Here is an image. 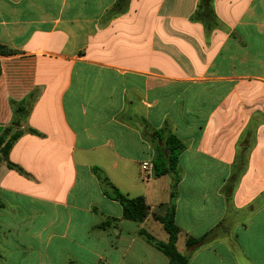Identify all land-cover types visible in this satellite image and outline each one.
<instances>
[{
  "label": "crops",
  "instance_id": "1",
  "mask_svg": "<svg viewBox=\"0 0 264 264\" xmlns=\"http://www.w3.org/2000/svg\"><path fill=\"white\" fill-rule=\"evenodd\" d=\"M198 3L0 0V135L33 97L0 163V264H168L140 232L170 204L188 264H264V0H213L210 30ZM161 131L183 151L156 178Z\"/></svg>",
  "mask_w": 264,
  "mask_h": 264
},
{
  "label": "trees",
  "instance_id": "2",
  "mask_svg": "<svg viewBox=\"0 0 264 264\" xmlns=\"http://www.w3.org/2000/svg\"><path fill=\"white\" fill-rule=\"evenodd\" d=\"M125 1V0H121ZM213 0H199L197 9L192 15L191 19L201 22L205 30H210L218 24V21L213 12ZM118 7L115 5L112 9L114 13ZM13 50L0 46V56L12 55ZM33 97L13 104V119L11 123L4 128L0 135V163H6L9 168L14 166L8 160V154L15 143V141L23 134L21 124L26 118L29 107ZM157 139L163 143L166 150V157L159 151L157 146L156 158L153 162L154 177L159 178L166 174L175 173L178 162V157L183 151L181 142L171 133L166 131L157 132ZM95 175L98 177L104 194L111 200L118 202L122 209L124 218L135 223H142L148 213V206L141 197L128 198L122 194L104 175L103 171L99 168L93 169ZM172 196V195H171ZM174 208L170 204L169 212L165 216L155 215L154 219L159 222L167 234L168 239L166 242L159 241L146 231L141 230L140 234L143 239L155 248L160 254L167 258L168 264H188L189 258L178 252L176 248L179 229L174 222ZM198 243L195 238H188L186 240V247H192Z\"/></svg>",
  "mask_w": 264,
  "mask_h": 264
},
{
  "label": "rangeland",
  "instance_id": "3",
  "mask_svg": "<svg viewBox=\"0 0 264 264\" xmlns=\"http://www.w3.org/2000/svg\"><path fill=\"white\" fill-rule=\"evenodd\" d=\"M153 233L155 235V238L159 240V238L163 237L166 235L164 230L162 229L161 225L159 223H154V230ZM179 249H180V244H179ZM182 249V247H181Z\"/></svg>",
  "mask_w": 264,
  "mask_h": 264
},
{
  "label": "built area",
  "instance_id": "4",
  "mask_svg": "<svg viewBox=\"0 0 264 264\" xmlns=\"http://www.w3.org/2000/svg\"><path fill=\"white\" fill-rule=\"evenodd\" d=\"M146 167H145V165L143 166V169H145Z\"/></svg>",
  "mask_w": 264,
  "mask_h": 264
}]
</instances>
